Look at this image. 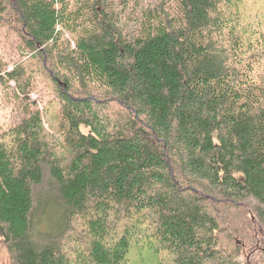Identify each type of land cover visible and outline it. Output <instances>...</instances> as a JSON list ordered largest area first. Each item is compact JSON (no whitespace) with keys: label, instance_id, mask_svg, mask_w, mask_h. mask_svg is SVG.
<instances>
[{"label":"trees","instance_id":"16d2710c","mask_svg":"<svg viewBox=\"0 0 264 264\" xmlns=\"http://www.w3.org/2000/svg\"><path fill=\"white\" fill-rule=\"evenodd\" d=\"M137 4L0 0L24 48L0 67L5 264H264V6L180 0L124 34Z\"/></svg>","mask_w":264,"mask_h":264},{"label":"rangeland","instance_id":"374dc122","mask_svg":"<svg viewBox=\"0 0 264 264\" xmlns=\"http://www.w3.org/2000/svg\"><path fill=\"white\" fill-rule=\"evenodd\" d=\"M113 4H117L119 0H107ZM244 1V0H243ZM246 1V0H245ZM254 6L255 10L264 6V0H247ZM121 10V8H120ZM165 13L169 14V18L173 20V24H178L181 19L180 0H138V4L132 9H124L121 13L123 33L132 36L140 35L143 31L156 28L165 23ZM127 20V23H125ZM16 26L19 23L6 22L0 27V67L8 66L12 68L14 63L22 58L23 45L21 44ZM37 85L33 88L30 96L33 100H37L39 107L44 108V101L53 96V92L49 90V84L43 81V77L38 78ZM40 86L46 93L41 95ZM15 83L11 81L8 86L0 85V124L7 127L15 121L20 110H17L15 101ZM1 264L7 263L6 253L3 252L0 258Z\"/></svg>","mask_w":264,"mask_h":264}]
</instances>
